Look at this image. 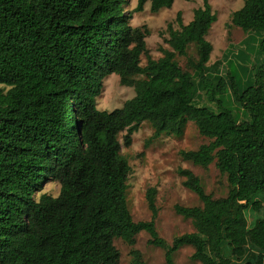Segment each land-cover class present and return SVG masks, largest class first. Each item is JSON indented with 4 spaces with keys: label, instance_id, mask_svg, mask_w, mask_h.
Instances as JSON below:
<instances>
[{
    "label": "trees",
    "instance_id": "trees-1",
    "mask_svg": "<svg viewBox=\"0 0 264 264\" xmlns=\"http://www.w3.org/2000/svg\"><path fill=\"white\" fill-rule=\"evenodd\" d=\"M147 2L157 13L174 0H137L130 13L125 0H0V264H119L114 241L133 247L141 233L165 264L184 246L199 264H264V219L249 226L245 215L261 209L256 197L264 195V0H245L231 16L244 46L260 35L244 88L222 73L227 56L208 66L206 37L216 22L208 0L187 25L177 14L170 50L157 60L149 57L147 31L129 23ZM245 49L234 58L248 60ZM113 74L135 96L100 112L96 99ZM202 99L207 105L196 103ZM146 121L155 139L180 136L193 123L210 142L182 159L201 168L215 162L228 182L226 197L214 199L192 172H179L201 206L175 207L193 232L171 244L156 231L155 190L146 196L149 222H134L127 207L131 169L118 135L127 131L128 146ZM47 180L59 184L58 196L36 200ZM130 255V264H144L138 251Z\"/></svg>",
    "mask_w": 264,
    "mask_h": 264
},
{
    "label": "rangeland",
    "instance_id": "rangeland-1",
    "mask_svg": "<svg viewBox=\"0 0 264 264\" xmlns=\"http://www.w3.org/2000/svg\"><path fill=\"white\" fill-rule=\"evenodd\" d=\"M208 1L216 16V22L206 37L212 46L208 66L219 60L223 62L224 57L227 56L228 59L222 66V73L232 72L235 81L242 88L247 87L252 83L253 73L257 67L255 58L259 55L260 35L255 34V38L244 46L246 35L231 24L232 14L242 8L245 0ZM136 5L137 0H125V12H132ZM201 6L202 0H174L170 9L152 13L150 3L147 2L142 12L132 14L129 23L133 28L147 31L145 42L149 57L157 60L162 57V50H170L166 43L169 39L168 26L173 30L179 29L176 22L177 14H181L182 23L187 25L193 18V11ZM245 47H249L245 52L248 60L243 62L240 58L239 60L234 58L240 51H245ZM188 55L195 58L193 46L189 48ZM176 61L183 70H187L186 58L177 57ZM141 65H146L144 57L141 58ZM102 84V92L96 99V109L100 112L110 113L121 109L126 101L135 96L134 89L122 86L117 75L106 77ZM196 103L200 106L207 105L204 99ZM153 134L154 130L150 122L146 121L130 136L128 146L124 142L127 131L118 135L121 154L128 161L131 169L127 181L126 202L134 222H149L151 212L146 196L148 190H155L156 231L160 238L171 244L174 238L193 232L192 222L177 215L175 207L201 206L197 196L184 187L185 179L179 174L181 170L192 172L199 179L204 192L214 199L226 197L229 188L226 176L219 173L215 162L207 168H201L182 159L181 152L195 151L201 145L210 142L198 133L193 123L187 122L180 136L163 133L155 139ZM59 190V184L47 180L35 199L38 200L42 194L57 197ZM256 201L262 206L259 211H250V209L245 211L249 226L257 220L264 219V195H258ZM148 241L149 236L146 233L137 236L133 247L127 246L121 240H115L114 246L120 254L119 264H130L131 250L141 254L144 264H165L164 252L149 245ZM193 252L191 247H182L174 255V264H199L191 259Z\"/></svg>",
    "mask_w": 264,
    "mask_h": 264
}]
</instances>
